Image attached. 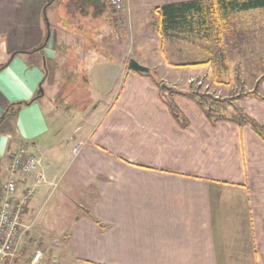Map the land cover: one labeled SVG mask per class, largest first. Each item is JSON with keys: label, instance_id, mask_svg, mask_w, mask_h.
<instances>
[{"label": "crops", "instance_id": "1", "mask_svg": "<svg viewBox=\"0 0 264 264\" xmlns=\"http://www.w3.org/2000/svg\"><path fill=\"white\" fill-rule=\"evenodd\" d=\"M55 1L0 0V196L20 147L55 183L34 188L15 264H264V99L240 105L259 133L208 119L187 90L129 70V56L104 67V25L80 38ZM81 7L104 14L102 1ZM105 88L107 103L62 117L75 96ZM254 89L264 98V75ZM34 180L20 178L17 194Z\"/></svg>", "mask_w": 264, "mask_h": 264}, {"label": "rangeland", "instance_id": "2", "mask_svg": "<svg viewBox=\"0 0 264 264\" xmlns=\"http://www.w3.org/2000/svg\"><path fill=\"white\" fill-rule=\"evenodd\" d=\"M100 1L104 14L98 20L92 19L81 4L76 7L75 0L71 7L68 0H56L53 11L57 21L69 25V30L80 38L88 31L85 24L98 21L104 25V67L116 68L117 60L127 55L149 68L147 73L160 86L187 90L211 118L247 117L240 105L247 102L246 94L264 75V8L224 12L217 0H121L122 8L114 10L109 0ZM188 1L201 2L206 19L193 12L187 18L189 26L163 30L157 9ZM111 96L106 88L100 94L77 95L75 99L82 98L63 107L62 117L86 113L92 99L98 100L96 105L100 106ZM65 204L60 205V213L70 209ZM72 211L77 207L73 206Z\"/></svg>", "mask_w": 264, "mask_h": 264}, {"label": "built area", "instance_id": "3", "mask_svg": "<svg viewBox=\"0 0 264 264\" xmlns=\"http://www.w3.org/2000/svg\"><path fill=\"white\" fill-rule=\"evenodd\" d=\"M114 10L122 8L121 0H109ZM8 176L1 185L0 196V264H15L25 239V232L29 226L22 227L21 215L25 212L34 188L40 184L55 187V183L48 182L41 171V159L26 147H20L8 154L6 165ZM34 177V183L27 186L25 192L17 194L19 179ZM40 258L37 251L32 257L35 263Z\"/></svg>", "mask_w": 264, "mask_h": 264}, {"label": "trees", "instance_id": "4", "mask_svg": "<svg viewBox=\"0 0 264 264\" xmlns=\"http://www.w3.org/2000/svg\"><path fill=\"white\" fill-rule=\"evenodd\" d=\"M100 0H75L76 5L80 7L81 5H91L98 6L100 5ZM217 4L226 11H235V12H245L254 9L264 8V0H217ZM159 25L163 30H180L182 27L189 26L187 18L192 15L193 12L199 13L202 17L206 19V8L201 2L197 1H188V2H179V3H168L161 6L157 9ZM4 65L0 66V69ZM156 86L160 88V84L155 82ZM257 87V84L255 85ZM247 96H254L258 99H264L258 96L255 92V89L252 92H248ZM35 98H32L28 102H32ZM27 102V103H28ZM26 104V102H24ZM21 104V103H19ZM18 103L15 105H19ZM9 107L8 111L3 115L12 113L13 106ZM169 108H171L169 106ZM2 116V117H3ZM1 117V118H2ZM206 117L210 119L208 113ZM241 117V116H239ZM236 121H241L249 125L254 131L259 133L261 129L258 125L249 117H243L241 119H236Z\"/></svg>", "mask_w": 264, "mask_h": 264}, {"label": "water", "instance_id": "5", "mask_svg": "<svg viewBox=\"0 0 264 264\" xmlns=\"http://www.w3.org/2000/svg\"><path fill=\"white\" fill-rule=\"evenodd\" d=\"M127 68L129 70H133V71H137V72H141V73H147V72H149V68L140 65L134 59H129L128 60V62H127ZM161 87H165V85H161Z\"/></svg>", "mask_w": 264, "mask_h": 264}]
</instances>
